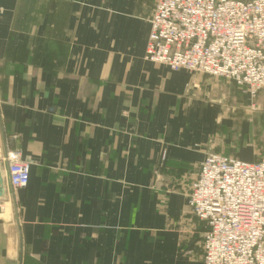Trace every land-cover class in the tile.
<instances>
[{"label": "crops", "instance_id": "crops-1", "mask_svg": "<svg viewBox=\"0 0 264 264\" xmlns=\"http://www.w3.org/2000/svg\"><path fill=\"white\" fill-rule=\"evenodd\" d=\"M155 3L0 0L3 180L8 151L31 163L28 186L6 184L0 201V264H203L185 189L208 154L233 157L215 149L218 122L264 138V98L236 122L220 104L227 81L147 62ZM194 78L205 87L189 91ZM166 194L191 228H167Z\"/></svg>", "mask_w": 264, "mask_h": 264}, {"label": "built area", "instance_id": "built-area-1", "mask_svg": "<svg viewBox=\"0 0 264 264\" xmlns=\"http://www.w3.org/2000/svg\"><path fill=\"white\" fill-rule=\"evenodd\" d=\"M149 22L147 62L226 79L252 101L264 98V0H156ZM4 162L6 192L25 189L31 163L22 151H8ZM187 203L205 223L203 264H264V159L208 154Z\"/></svg>", "mask_w": 264, "mask_h": 264}, {"label": "rangeland", "instance_id": "rangeland-1", "mask_svg": "<svg viewBox=\"0 0 264 264\" xmlns=\"http://www.w3.org/2000/svg\"><path fill=\"white\" fill-rule=\"evenodd\" d=\"M190 74H194L192 76L201 75V74H195V73H190ZM204 76L207 77L206 75H203V78H205ZM209 78L214 79V80L218 79V81L223 80L224 82L227 81L231 83V81L226 80V79H220V78H215L211 76H209ZM227 82H225V84H227L226 85L227 88L225 92V95L227 96V98L223 99V101H221L220 104L224 106V109L226 110L230 109L229 110L230 113L234 112L232 114V117L236 120V122H239L238 118L240 117V115L243 116V118L244 117L251 118L252 115L257 112V109L261 107V105L258 106L259 104L258 105L255 104L256 100L252 101L253 103H250L246 98L242 97L240 94L234 93L233 89L231 88L229 89V86H231V84ZM203 86L205 87V85H202L201 82H198V80L194 78V81H191L188 87H189V91H199L204 88ZM218 123L219 124L216 127V132L215 134H213V140H215V143H216L215 149H217V145L219 146V150H220L219 153L231 155L233 157H239L242 153L244 155L245 154L251 155L253 157V160H256V161H260L261 159L264 158V138H259V137L255 138L253 136L248 137L245 134L244 135L237 134L235 136V133H234V137L233 136L226 137V135L229 132H231L234 129V127H237V124L234 122V120H231L230 118L225 119L222 122H218ZM217 141L219 142L217 143ZM189 187L190 186H188L185 190L188 191ZM5 190H6V187H5ZM167 195L168 194H166L164 201L163 202L161 201L162 203L161 208L168 217L167 228L173 230V232H178L179 234L181 229L182 230L186 229V226L191 228L190 223L192 219L191 220L184 219L183 226H180V223H179L180 220L176 221L173 218H170V215H168V212H167L168 210L167 209V202H168ZM189 211H190V215L194 218L195 215L193 214V212L190 209ZM187 232L190 233V230H188ZM191 253H192L191 251H188L187 255H191Z\"/></svg>", "mask_w": 264, "mask_h": 264}, {"label": "water", "instance_id": "water-1", "mask_svg": "<svg viewBox=\"0 0 264 264\" xmlns=\"http://www.w3.org/2000/svg\"><path fill=\"white\" fill-rule=\"evenodd\" d=\"M5 193H6L5 183H4V180L2 177V171H1V167H0V201L3 200Z\"/></svg>", "mask_w": 264, "mask_h": 264}]
</instances>
